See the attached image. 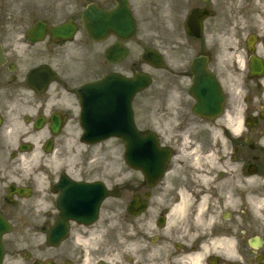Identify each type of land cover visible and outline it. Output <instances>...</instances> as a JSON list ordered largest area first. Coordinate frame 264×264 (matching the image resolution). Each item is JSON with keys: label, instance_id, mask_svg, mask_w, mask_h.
<instances>
[{"label": "flooded vegetation", "instance_id": "af4514ba", "mask_svg": "<svg viewBox=\"0 0 264 264\" xmlns=\"http://www.w3.org/2000/svg\"><path fill=\"white\" fill-rule=\"evenodd\" d=\"M140 71L149 100L137 115L134 97V119L152 161L129 167L113 138L126 169L108 178L94 145L76 153L79 93ZM93 181L118 191L98 211L65 197ZM262 186L264 0H0L1 264H264V237L233 204Z\"/></svg>", "mask_w": 264, "mask_h": 264}, {"label": "water", "instance_id": "95a60500", "mask_svg": "<svg viewBox=\"0 0 264 264\" xmlns=\"http://www.w3.org/2000/svg\"><path fill=\"white\" fill-rule=\"evenodd\" d=\"M92 18L99 20L100 12L95 10ZM97 28L98 24H93ZM95 32V36L98 33ZM149 84L147 74H136L134 78H125L121 75H109L103 79L91 82L84 87L82 94L81 124L84 127L83 140L96 143L112 135L121 137L125 145V159L131 166L137 161L143 163L147 155L148 143L136 130L133 120L132 99L140 90ZM205 104L201 107L204 108ZM85 191L86 201L97 209L103 197L108 194L100 183L80 186ZM69 198L72 192L67 191ZM0 227H5L3 224ZM1 244V240H0ZM2 249L0 245V263Z\"/></svg>", "mask_w": 264, "mask_h": 264}, {"label": "rangeland", "instance_id": "374dc122", "mask_svg": "<svg viewBox=\"0 0 264 264\" xmlns=\"http://www.w3.org/2000/svg\"><path fill=\"white\" fill-rule=\"evenodd\" d=\"M148 90L142 92L138 98L135 100V110L137 115H141L142 113H147V102L149 100ZM74 144L77 145L76 153L84 152V147L80 145L79 141L74 140ZM119 141L116 139H110L106 142L98 144L90 149V154L92 156V167L97 164H103L108 170V178L111 177L112 171L117 168H124L126 166L122 163L120 159V151L118 150ZM117 148V150H116ZM116 150V151H115ZM57 158L61 157V154L56 155ZM264 189V187H261ZM233 204L236 208H240L241 206H245L247 211L246 215L250 221L252 234L259 235L264 237V220L263 218H255L251 213L249 202H240L234 201ZM264 213V212H263Z\"/></svg>", "mask_w": 264, "mask_h": 264}, {"label": "bare ground", "instance_id": "6f19581e", "mask_svg": "<svg viewBox=\"0 0 264 264\" xmlns=\"http://www.w3.org/2000/svg\"><path fill=\"white\" fill-rule=\"evenodd\" d=\"M207 162L213 164L214 163L213 156H208ZM216 167L220 168L221 166L218 165ZM249 204H250L251 211H252L254 217L255 218H263V220H264V215L262 214L264 212V194L257 199L251 200L249 202ZM216 242L218 243L216 248H225L228 253H234V249L230 245V240L224 239V238H219ZM193 264H200V263H198V260L195 259Z\"/></svg>", "mask_w": 264, "mask_h": 264}]
</instances>
